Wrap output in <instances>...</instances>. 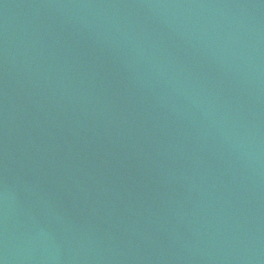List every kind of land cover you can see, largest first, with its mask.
<instances>
[{"label":"water","instance_id":"95a60500","mask_svg":"<svg viewBox=\"0 0 264 264\" xmlns=\"http://www.w3.org/2000/svg\"><path fill=\"white\" fill-rule=\"evenodd\" d=\"M0 264H264V0H0Z\"/></svg>","mask_w":264,"mask_h":264}]
</instances>
